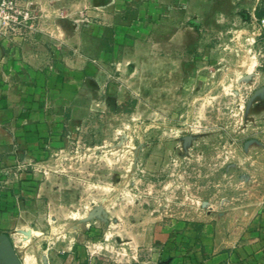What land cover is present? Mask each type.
Wrapping results in <instances>:
<instances>
[{
	"label": "rangeland",
	"instance_id": "obj_1",
	"mask_svg": "<svg viewBox=\"0 0 264 264\" xmlns=\"http://www.w3.org/2000/svg\"><path fill=\"white\" fill-rule=\"evenodd\" d=\"M19 2L35 16L25 38L46 18L65 19L60 9L46 17ZM74 8L70 26L94 22ZM257 9L264 13V0H193L183 15H162V50L137 55L133 47L112 90L58 143L62 157L44 163L36 180L50 198L74 205L83 217L74 227L89 247L139 264L138 243L176 222L252 219L264 200V14L257 18ZM59 226L51 222L48 231Z\"/></svg>",
	"mask_w": 264,
	"mask_h": 264
},
{
	"label": "crops",
	"instance_id": "obj_2",
	"mask_svg": "<svg viewBox=\"0 0 264 264\" xmlns=\"http://www.w3.org/2000/svg\"><path fill=\"white\" fill-rule=\"evenodd\" d=\"M24 1L46 17L60 9L65 19L42 20L29 39L0 36V236H9L22 264H135L89 247L74 227L83 218L71 210L74 205L50 198L51 186L45 194L36 179L44 163L62 157L57 145L68 129H79L80 119L112 90L115 72L127 70L132 48L137 55L149 53L147 47L162 50L160 17L183 15L193 0ZM72 6L94 22L70 26ZM173 31L182 49L183 27ZM260 145L264 156V138ZM215 220L176 222L142 239L139 264H264V200L248 223ZM44 222L47 230L40 227ZM51 222L62 226L48 231ZM6 263L0 241V264Z\"/></svg>",
	"mask_w": 264,
	"mask_h": 264
},
{
	"label": "built area",
	"instance_id": "obj_3",
	"mask_svg": "<svg viewBox=\"0 0 264 264\" xmlns=\"http://www.w3.org/2000/svg\"><path fill=\"white\" fill-rule=\"evenodd\" d=\"M35 16L19 0H0V36H22L33 30Z\"/></svg>",
	"mask_w": 264,
	"mask_h": 264
},
{
	"label": "water",
	"instance_id": "obj_4",
	"mask_svg": "<svg viewBox=\"0 0 264 264\" xmlns=\"http://www.w3.org/2000/svg\"><path fill=\"white\" fill-rule=\"evenodd\" d=\"M0 241L4 245V252L6 255V259H7L6 264H22V261L18 255L16 249L13 247L9 236L6 234L1 235Z\"/></svg>",
	"mask_w": 264,
	"mask_h": 264
},
{
	"label": "trees",
	"instance_id": "obj_5",
	"mask_svg": "<svg viewBox=\"0 0 264 264\" xmlns=\"http://www.w3.org/2000/svg\"><path fill=\"white\" fill-rule=\"evenodd\" d=\"M263 14H264V13H261V12H260V9H257L256 12H255L256 17L259 18V19L262 18Z\"/></svg>",
	"mask_w": 264,
	"mask_h": 264
}]
</instances>
